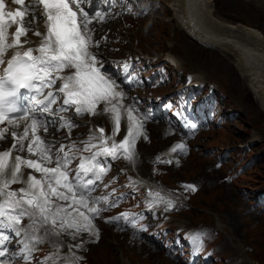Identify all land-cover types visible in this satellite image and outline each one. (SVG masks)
Segmentation results:
<instances>
[{"label": "snow or ice", "instance_id": "snow-or-ice-1", "mask_svg": "<svg viewBox=\"0 0 264 264\" xmlns=\"http://www.w3.org/2000/svg\"><path fill=\"white\" fill-rule=\"evenodd\" d=\"M13 2L21 5L22 8H17L14 12L5 11L4 0H0V65L6 64L0 68V124L7 122L11 125L14 121L20 120H30L31 124L25 126L24 134L18 140L17 134L13 132L12 137L15 142L12 149L0 152V196L5 195V190L10 184L19 182L22 165L33 168L42 175L41 179L29 175L27 178L28 188H21L19 193L7 191L6 198L0 202V229L13 228L20 223V219L24 215H39L44 225L50 222L53 228L59 224L61 229L67 227L75 229L76 232L87 231L91 225L92 216L98 215L102 211L96 207V204L100 202L99 198L92 199L88 194L94 184L91 178H87L89 174L99 179L101 174L106 171L96 162V156L102 154L116 158L118 152L123 150L127 153L125 158L131 159V148L139 135L141 125L134 123L132 110L128 109V134L124 140L118 145L113 142L111 147H104L101 153H94L87 161L85 158H81L74 177L69 175L68 169L72 158L65 153L63 156L56 155L55 167H45L36 160H23L17 156L15 157L16 163L12 166L11 177L8 178L10 153L17 146L21 150L23 149L29 127L32 136V140L28 144L29 154L39 155L44 163H53L48 142L37 135L40 127H44L46 131L47 126L37 118L35 113L37 111L50 113L53 111L52 105L56 103L53 92L49 91L44 94L45 88H51L57 80L63 81L58 89L60 93L64 94L63 104L75 105L77 114L84 112L95 114L97 106L101 103L105 104L104 111H111L114 114V135L119 131L120 115L118 113L122 106L113 103V101L123 98V93L116 91L118 88L116 81L101 71L102 65L98 66L99 61L96 55L90 51L91 47H98V43L93 45L92 37L88 35L91 14L81 7L84 0H34V4L42 8L41 16H37L34 11L30 13L32 5H26L25 0H13ZM73 5L78 11L74 10ZM29 14L32 15L33 20L44 19L45 31L34 33L41 37L39 47L28 48L23 52L16 51L10 59L5 61L4 56L9 49L22 46L23 42L20 37L26 35L30 30L25 26V17ZM96 16L99 17L100 13H96ZM13 25L16 26L13 34L14 39L8 43L6 30ZM66 70L69 74L61 75ZM21 90L35 93L27 98L29 102L27 107L18 104ZM41 95H43V99L39 98ZM64 110L66 109L62 107L57 111ZM60 119L61 127L71 128L72 125L69 121L64 120L63 117ZM5 131L0 128V139L5 138ZM98 131L101 133L99 139L106 143L107 138L103 136V129ZM90 146L86 145L85 150ZM177 150L184 151V145H176L171 149L172 152ZM63 151L64 146L61 145L58 152ZM163 162L170 163V161ZM185 187L195 191V187L192 185ZM150 195L153 194L150 193ZM154 195L160 196L159 193ZM52 196L65 201V203L54 206L50 200ZM103 199L107 203V197ZM24 205H27L28 208H24L19 215L13 214L16 209L23 208ZM110 206L114 207L115 204ZM168 206L172 207L171 201H168ZM28 209L33 211L29 212ZM81 209H85L91 215ZM19 234V230H16V235ZM96 235L98 237V233ZM9 239V236L0 231V257L6 256L8 251L6 242ZM33 240L39 242L35 238ZM30 251L29 244L24 243L21 253H25L23 258L26 261L29 259L27 253Z\"/></svg>", "mask_w": 264, "mask_h": 264}, {"label": "rangeland", "instance_id": "rangeland-1", "mask_svg": "<svg viewBox=\"0 0 264 264\" xmlns=\"http://www.w3.org/2000/svg\"><path fill=\"white\" fill-rule=\"evenodd\" d=\"M158 1L161 6L158 7L156 4L154 7L158 8H154L142 17L138 23H135L136 26H129L127 31L119 29L120 35L125 38H122L123 45L116 53L124 54L129 50L128 55H131L133 50L162 56L164 51H169L177 60L175 68L184 72H193L197 78L212 82L226 94V112L232 110L231 115L218 131L203 135L199 139L201 143L196 153L187 157L173 174L180 178L200 180L206 179V176H221L223 171L217 172L211 169L214 158H210L202 150L208 145L226 147L234 145L232 148H235L236 143L245 144L249 140H252V144L250 143L252 151L248 154L264 149V110L246 79L232 63V58L215 48L190 39L171 18L172 11L167 5L168 2ZM210 2L216 17L233 24H246L264 34V0H211ZM107 52L113 51L109 49ZM162 131L163 127L160 124L154 126L151 131L153 136L142 142L140 149L143 159L145 155L162 148L170 140L164 138L163 141ZM6 144L8 145L9 142ZM243 156L247 155L243 154ZM141 167L142 171H145L150 165L142 163ZM153 168L161 174L174 173L163 164H157ZM208 183H202L195 188V191L186 189L192 206L188 210H183L181 218L189 219L191 222L209 223L215 221L217 217L226 220L229 216L231 225L224 227L219 233L218 240V242L222 240L225 242L227 238L230 240V247L226 246V253H230V256L241 254L245 264H264V214L251 216L246 212V205L243 202L257 196L256 192L264 190V158L235 179L232 184L219 182L216 178L210 179ZM230 230V235L226 237ZM114 236L122 240L123 246L119 247V242L112 240ZM229 240L226 242L229 243ZM212 243L211 241L210 244ZM244 244L245 253L242 246ZM84 251L88 254L87 264H177L113 225L108 226V234L99 242L84 246Z\"/></svg>", "mask_w": 264, "mask_h": 264}, {"label": "bare ground", "instance_id": "bare-ground-1", "mask_svg": "<svg viewBox=\"0 0 264 264\" xmlns=\"http://www.w3.org/2000/svg\"><path fill=\"white\" fill-rule=\"evenodd\" d=\"M166 1L172 11V19L184 33L199 43L215 48L232 58V63L246 79L248 86L264 110V34L246 24H233L216 17L212 11L211 0ZM34 12L37 16H41L39 10ZM36 21L44 32V19L41 18ZM26 36L24 35V37ZM29 39V45L22 43L21 48L9 49L4 60L6 55H11L16 51L21 52L27 50L26 48H36L37 45L39 47L40 36ZM20 40L22 41L23 38L20 37ZM7 42L11 43L10 37L7 38ZM23 134L21 132V136ZM11 142L7 145L6 140H0V147H8L7 150L12 149ZM16 149L21 153L19 146ZM13 151L10 153L8 168L16 163ZM112 240H117L119 247L120 245L123 246L122 240L117 236H114Z\"/></svg>", "mask_w": 264, "mask_h": 264}]
</instances>
